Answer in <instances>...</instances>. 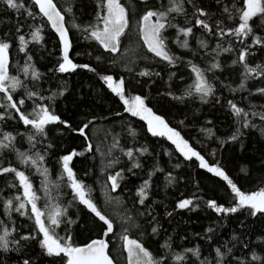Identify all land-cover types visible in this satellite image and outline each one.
Here are the masks:
<instances>
[{
	"label": "snow or ice",
	"instance_id": "6c2138e0",
	"mask_svg": "<svg viewBox=\"0 0 264 264\" xmlns=\"http://www.w3.org/2000/svg\"><path fill=\"white\" fill-rule=\"evenodd\" d=\"M93 3L91 18L78 22L80 0H0V9L16 16L14 24L11 17L0 21L4 25L0 28V264L13 260L14 264H41L42 258H48L50 264H118L110 248V234L119 235L125 264H264V177L258 187L244 190L239 179L215 158L216 148L208 154L213 159H207L165 115L146 103L149 97L128 94L123 75L98 71L99 65L92 63H77L71 55V33L75 30L90 46L103 50L94 56L97 62L123 64L124 72L148 78L150 83L166 73L172 83L162 95L186 107L195 101L220 105L231 120L230 133L218 135L212 120H206L199 132L218 148L238 143L243 150L246 130L257 131L264 138V0H138L131 6L122 0ZM49 30L55 36L51 47L46 40ZM133 30L136 54L134 60H127L129 49L124 47L123 38ZM87 55L92 57L93 52ZM51 57H55L54 65L47 72L41 71L39 63ZM137 61L149 63L138 70L129 66ZM182 68L187 69L188 79L180 74L184 87L173 90L174 78ZM78 69L95 74L118 98L123 112L143 121L152 137L166 139L183 161H195L198 168L226 186L230 196L227 202L215 198L205 202L216 219L202 232L192 234V239L203 244L185 246L191 243L187 235H180L179 240L185 243L177 244L175 236L164 228L155 211L159 202L148 203L154 177L163 174L165 188L177 177L161 166L158 153L144 145H122L119 134L112 135L107 151L97 146L95 152L101 157L105 202L122 211L114 219L99 206L93 195L95 188L72 166L74 157L93 152L87 129L96 117L74 128L56 106L68 91L63 75ZM237 72L233 79L232 74ZM224 91L231 93V98H225ZM179 124L186 126L185 120ZM54 130H70L85 141L82 151L72 149L56 157L55 174L48 166L56 147L51 135ZM128 133L135 138L131 125ZM163 154L170 158L173 155L168 149ZM149 158L151 164L146 167ZM180 167V163L173 165V169ZM239 171L245 177L251 175L244 166ZM90 173L92 169L84 176ZM34 176L39 178V187ZM128 177L140 181L131 193V208L124 206L120 196L112 195L124 187ZM65 189L71 196L67 204L63 201L68 194ZM200 199H179L173 211L166 210L164 216L171 218L176 210L196 211ZM73 207L90 215L95 235L90 229L85 240L77 241L73 225L81 217L72 218L69 209ZM234 216L243 218H238L236 227L225 237L221 230Z\"/></svg>",
	"mask_w": 264,
	"mask_h": 264
},
{
	"label": "trees",
	"instance_id": "16d2710c",
	"mask_svg": "<svg viewBox=\"0 0 264 264\" xmlns=\"http://www.w3.org/2000/svg\"><path fill=\"white\" fill-rule=\"evenodd\" d=\"M126 5H136L138 0H122ZM94 3L93 0H80V17L81 21L86 22L91 18L93 14ZM11 17V23H15V13H5L0 9V21H8ZM30 22V21H29ZM254 24H259V20H254ZM4 25L0 24V28ZM27 31V29H25ZM172 34V30H170ZM71 39L73 41V50L71 55L77 63H92L94 66H98V71H110L115 76L119 77L123 75L126 81V87L128 94L135 95L141 94L149 97L146 103L149 104L157 113L163 114L167 117L170 124L181 130L182 134L190 140V142L206 156L207 159L212 160L213 158L208 155L213 148L217 149L216 159L221 160L229 173L239 179V183L244 190H251L259 186L260 180L264 177V167L261 166V161L264 160V138L260 136L257 131H247L243 137L244 149L241 150L238 143L229 144L223 148H218L217 144L208 140L202 133L199 132V128L204 125L206 120H212L214 123L213 130L218 135L226 136L230 133L231 120L226 114V110L220 105H214L209 103L202 105L199 101L189 103L186 107L184 104L172 101L169 97H165L162 93L168 89V84L172 83L168 80L167 74H162V78H153L154 83H150L148 78L136 77L134 73L129 74L123 71V64L110 66L107 61L97 62L94 59L96 54L102 52L100 49L97 51L95 45H89L87 41H84L80 33L75 30L71 33ZM47 46L51 47L55 41L54 33L50 30L47 33ZM194 45V41H192ZM124 47L128 48L129 51L125 55L127 60H134L137 47V39L135 31H130L126 37L123 38ZM124 47L121 49V53H124ZM171 47L180 52L181 50L176 49L175 45ZM92 51L93 56L89 57L87 52ZM77 53L81 55L77 56ZM58 54V53H57ZM15 50H13V56H16ZM20 57L23 54H19ZM227 57V54H225ZM21 62L22 59H21ZM230 63V60L228 61ZM55 63V57L47 58L39 63L40 70L47 72L49 67H52ZM144 61H137L135 65H129L135 67L137 70L139 67L145 66ZM155 67V65H152ZM183 74L185 80L188 79L187 69H180V73L174 78L173 90L182 89L184 84L180 81L179 75ZM237 73H233V79H236ZM65 82V87L68 88L65 96L60 98L57 102V109L62 118L69 120L73 127H78L82 122L91 119L92 116L96 117L94 123L87 129V133L90 137V142L93 144V152L85 153L84 156L74 157L73 167L80 178L84 179L86 183L92 185L95 188L93 195L97 198L99 206L111 217L118 219L117 212L122 211L121 208L115 204H107L105 197L102 195L101 189L104 175L100 172L101 157L100 154L95 152V148L99 146L102 151H107L108 146L112 141V135L119 134L122 145L131 146L135 144L137 147L140 145L147 146L150 152L158 153L161 161V166L166 170L172 171L173 176L177 177V181L168 186L164 187V176L163 174H157L154 177L153 188L150 193V199L156 200L159 203L155 206L156 214L158 219L164 225V228L172 233L176 238L177 244H184L185 242L179 240L180 235H187L191 243L185 246H193L195 243L203 244V241L192 239V234L195 232H202L203 228L210 226L212 220L216 219L213 212L205 207V202L209 198H215L220 203H225L230 199V196L226 193V186L218 178L212 176L206 171L198 168L195 161H183L182 157H179L178 153H175L173 146L164 138L152 137L146 131V125L143 121H140L136 117H131L128 113L123 112V105L119 102L113 94H111L105 86L98 80V77L93 73H88L86 70L78 69L73 74H64L62 77ZM140 80L141 83L136 81ZM55 86V81L53 87ZM235 86V85H233ZM179 94V93H177ZM219 94V93H218ZM223 95L225 98H231V93L224 91ZM242 95L238 93L237 96ZM120 112L121 115L117 116L116 113ZM180 120H185L186 126L179 124ZM131 125L136 131V136L133 138L128 133V126ZM63 129V126H60ZM53 137V143L56 145L53 150L54 155L48 160V166L55 174L56 170V157L72 149L77 151L83 150L85 143L83 137L70 130H63L62 133L53 131L51 133ZM197 141H201L198 143ZM168 149L172 151L173 155L171 158L165 156L164 150ZM118 154V153H117ZM175 163H180L181 167L173 169ZM151 164V158L146 162V167ZM246 167L251 175L245 177L244 173L239 171L240 167ZM92 169L93 173L88 176H84V173ZM54 178V175H53ZM35 184L39 187V178L33 177ZM137 177H128L126 184L117 193L112 195H118L124 201V206L131 208L132 198L131 193L135 191V185L139 184ZM0 187H3V183L0 182ZM7 192V190H5ZM66 193L63 201L67 204L68 200L71 199L70 190H64ZM42 195V193H41ZM191 196L201 197L198 201L200 207L196 211L188 210H176L171 218L165 217V211H173L175 203L182 198ZM82 208V206H81ZM73 219H77L80 216L81 219L77 221L76 225H73L75 237L77 241L85 240L89 235V230L92 229V218L86 213V210L78 211L77 208L73 207L69 209ZM238 218L243 217H232L227 221L225 229L221 231L225 237L227 233L232 231L236 227ZM257 228H259L260 221H256ZM116 232L119 233L120 229L117 228ZM61 234H63L61 230ZM92 235H95V230L92 229ZM134 235H138L135 231ZM110 248L112 254L115 256L114 246L117 239V235L109 236ZM160 242L163 241V237H158ZM255 239V237H253ZM157 246V245H153ZM207 254V252H205ZM14 264V260L10 262ZM41 264H50L48 258H42Z\"/></svg>",
	"mask_w": 264,
	"mask_h": 264
},
{
	"label": "rangeland",
	"instance_id": "374dc122",
	"mask_svg": "<svg viewBox=\"0 0 264 264\" xmlns=\"http://www.w3.org/2000/svg\"><path fill=\"white\" fill-rule=\"evenodd\" d=\"M120 240H119V235H117V239L115 242V246H114V252H115V257L117 259L118 264H125L124 259L121 257L120 255Z\"/></svg>",
	"mask_w": 264,
	"mask_h": 264
}]
</instances>
